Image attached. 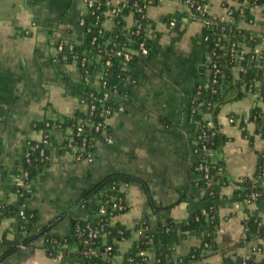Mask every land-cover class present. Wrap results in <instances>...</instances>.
<instances>
[{
  "label": "crops",
  "instance_id": "obj_1",
  "mask_svg": "<svg viewBox=\"0 0 264 264\" xmlns=\"http://www.w3.org/2000/svg\"><path fill=\"white\" fill-rule=\"evenodd\" d=\"M127 0H114L124 6ZM210 13L222 16V0H211ZM86 15L84 0H0V204L16 205L14 176L24 168L30 143L43 137L39 123L53 121L52 145L47 164L31 186L25 211L37 221L31 233H22L19 216L0 219V264H62V255L50 257L45 251L47 236L65 237L74 220L87 218L79 206L82 195L111 174L133 180L122 186L127 210L115 217L133 229L144 216L150 217L149 232L174 221L184 225L192 213L204 210L203 194L196 183L200 178L199 158L194 153L198 122L190 114V103L199 85L208 81L211 35L203 23L192 19L181 0H154L147 9L151 24V53L135 59L121 88L124 112L109 121L112 143L99 138L94 143L93 161H75L69 147L73 128L65 121L78 108L86 87L76 66L54 62L60 41L82 44L80 20ZM128 23L132 17L128 16ZM240 43L246 51L256 47L249 33L264 35V1L254 21L244 24ZM264 60V46L262 47ZM239 76V70L234 71ZM261 94H262V89ZM124 97V98H123ZM255 103L251 97L224 105L218 115L221 132L231 139L218 155L233 181L220 195L219 227L215 250L208 251L204 264H244L253 260L264 264V242L243 239L244 222L250 216L264 226V176L261 195L247 209H234L235 181L253 178L259 155L264 162V141L250 122L244 129L233 116L249 117ZM43 229L47 233L40 236ZM208 227L182 234L174 232L165 242L156 241L146 252L153 264L162 247L169 252L163 264H173L200 247ZM119 244L113 264H123L134 240ZM34 236L28 245L22 244ZM160 237V233H158ZM261 244L262 251L253 254ZM12 248L16 250L9 254Z\"/></svg>",
  "mask_w": 264,
  "mask_h": 264
},
{
  "label": "trees",
  "instance_id": "obj_2",
  "mask_svg": "<svg viewBox=\"0 0 264 264\" xmlns=\"http://www.w3.org/2000/svg\"><path fill=\"white\" fill-rule=\"evenodd\" d=\"M133 1L134 0H128L129 7L132 5ZM181 1L182 3H185L186 0ZM196 1L199 2V0ZM244 16V20L250 19L248 11L244 13ZM234 17L237 22L241 20L238 13L234 14ZM95 19L96 16L85 15V28L92 26ZM124 27L125 22L122 19H116L113 31H107L105 38L114 39L117 35L118 37L115 38V41L120 44L125 43L127 41V37L124 36ZM224 28L225 34L231 38L229 39L230 41L224 40L222 43H212L209 48L210 55L214 53L212 61L220 70L218 82L216 84L209 82L207 87H205V83L199 85L196 89L197 91L199 87H201L198 98V108L204 113H207V111L210 112L211 121L214 124V127L211 129H205V134L213 135V138L203 144H199L198 142V144L194 147V153L195 150H197L196 155L198 158L204 154L202 151L203 145L214 151L212 161L215 163H209L211 169L209 176L211 177L213 184L208 188V180L205 179V173L201 171H199L200 178L196 183L197 188L203 194L204 210L192 213L184 225H180L174 221H168V225L159 226L155 233L149 232L150 217L147 215L144 216L133 229H128L118 222L114 224L113 219L125 213L127 205L126 209L122 213L115 211L113 209V205L115 204L113 198L118 196L125 197V194L122 191V186L129 183L133 179L124 174H111L82 195L79 206L87 213V218L74 220L70 233L63 238L57 236H47L45 251L50 257L56 258L59 253H61L62 264H113L114 258L119 255V244L124 241L132 240L134 235L138 233L140 229H146L143 238L134 240L131 250L124 255L123 264H153V262H150L148 258L147 260H143V258L139 256L140 251L147 252L159 239L165 242L174 232L181 231L184 236L187 232L202 230L205 226L208 227V231L202 245L195 250H192L187 256L177 258L173 261V264H204L203 260L207 258V252L215 250V234L219 227V217L217 211L219 207L220 195L222 190L233 182L226 172L224 162L217 158L223 147L231 141L230 138L226 137L221 132L220 125L218 124V115L224 105L240 100L246 95L248 96V91L253 85H258L259 89H262L264 86V69L261 65L256 63V61L251 63L248 62L250 61V56L247 58L246 64H244L245 72L239 73V76L237 77L235 76L234 71L236 70L238 63L230 52V42L234 40V37L243 34V32L235 31L233 26L228 24H226ZM95 34L96 28L94 27L92 33L87 34L84 37L82 44H75L74 53L81 56L85 51L90 50L92 51V56L95 57L97 56L98 48L107 51L108 47L105 45L104 39H99L97 46H91L90 42ZM222 47L224 48L221 49ZM65 51L69 53L67 49ZM94 65L96 66V63H94ZM94 65H90L91 70L94 69ZM128 74V72H120V59L115 58L110 71L109 82L111 84H118V86H120V91L117 96L112 97L108 104L117 105L121 103V98L123 96L121 88L124 85ZM261 96L262 103L253 107L249 114V119L250 122L255 123L256 133L259 134L261 139L264 141V94H261ZM206 103L211 105L209 110H207L205 105ZM81 116V112L76 113L77 119ZM243 118L244 117L241 116H233V124L239 126V128H246L247 124L243 122ZM45 123L46 122L39 123L38 127L44 128ZM73 123L72 119H67L65 121L66 126H72ZM203 123L205 122L203 121ZM200 132L201 131L198 130L196 141L198 140ZM243 134L253 145V137L249 136L245 130ZM85 135L92 140V144H94L100 137V134L89 130V128L85 130ZM46 162L47 161L43 162L40 160L39 151L35 150L32 152L31 163L24 164V168H26L30 173V179H36L38 174L41 173L47 164ZM263 176L264 162L263 157L259 155L257 170L254 177L252 179L245 177L240 179L238 182H234L237 186V189L233 192L236 202H244L253 192H259L261 195L260 181ZM21 191L24 192L25 189H21ZM211 191L214 193L213 195H210ZM28 196L29 194H25L24 198L27 199ZM19 206L20 202L16 205L9 204L7 202L1 203L0 219H9L16 215L19 211ZM103 208L106 209L105 214L101 213V209ZM30 215H32V217L29 218V224L25 230L21 231L22 233H31L33 226L37 221V217L34 214ZM244 224L248 228L247 241L251 242L261 240L264 242V226L262 225L260 218L250 216L245 220ZM87 227L100 231L99 236L95 238L93 242V248L95 249L96 254L92 257H87L84 254L85 249L89 247L85 245V241L88 239ZM167 229H169V231H167ZM46 233L47 229H43L40 236ZM158 233H160V237L158 236ZM33 237L34 236L27 237L22 244L28 245L32 242ZM205 244H208L209 248L206 247ZM259 246L261 248L263 247L261 244H259ZM108 247H111V250L107 251ZM15 250L16 248H12L9 251V254L13 253ZM168 259L169 252L166 247H162V249L158 252L156 262L158 264H163ZM252 264L262 263L252 262Z\"/></svg>",
  "mask_w": 264,
  "mask_h": 264
},
{
  "label": "built area",
  "instance_id": "obj_3",
  "mask_svg": "<svg viewBox=\"0 0 264 264\" xmlns=\"http://www.w3.org/2000/svg\"><path fill=\"white\" fill-rule=\"evenodd\" d=\"M264 0H222L223 15L218 17L211 15L210 13V2L211 0H186L185 5L188 8L192 19L197 20L207 28L211 33L207 37V41L212 43H222V41H230L231 39L225 34L224 26L226 24L233 26L235 31H241L243 34L234 37V40L230 42V52L234 56L238 66L236 69L239 73L245 72L244 64L247 62V58L250 56V61L258 63L264 69V60L262 56V47L264 46V35L258 33H249L248 40L256 43V47L252 51H246L243 45L240 43V38L245 35L243 31L244 24H251L254 21V15L256 10L262 5ZM86 6V16H96V19L92 26L85 28V16L80 20V26L83 28L84 37L87 34H91L96 28V34L91 39V46H97L99 39L105 40V45L108 47L107 51L98 48L97 56H92V51H85L83 55L74 53L75 44L71 42L60 41L56 47V56L54 62H61L76 66L82 73L83 82L86 87V92L83 98L80 100L78 108L69 116V119L74 122L72 128L74 130L72 138L70 140L69 147L72 148L71 153L75 161H93L92 149L94 144L92 140L85 135V130L94 131L100 134L99 138L104 139L107 143H112V138L109 134L108 121L116 114L124 112V106L121 103L108 104L113 96H117L120 91L118 84H111L109 82L110 71L114 63L115 58L120 59V72L127 73L130 70L132 62L138 58L143 59L151 53V42H152V30L151 24L147 19V9L154 4V0H134L132 5L129 7L127 0L124 6H116L114 0H84ZM201 3V4H200ZM248 11L250 19L244 20V13ZM99 13V14H98ZM238 13L241 20L238 22L235 20L234 14ZM128 16H131L132 23H128ZM116 19H122L125 22L123 28L124 36L127 37L125 43H117L114 39H107L106 32L113 31ZM234 36V35H233ZM232 37V36H231ZM121 45V46H120ZM222 47L221 49H223ZM68 50L67 53L65 50ZM102 55V57H101ZM214 53L210 55V60L206 65V71L208 74V81L205 85L207 87L209 82L216 84L219 79L220 70L217 65L212 61ZM96 63V66L94 65ZM94 65V69H90V65ZM241 65V66H240ZM201 87L195 92L194 98L190 103V114L193 118H200L198 122V130L200 134L196 145L203 144L213 138V135H206L205 129H211L214 127L211 121V113L207 111L204 113L198 108V98L200 95ZM214 92V90H213ZM248 96L251 97L252 101L257 104L262 103L261 91L258 85H253L248 91ZM204 105V104H200ZM207 110L210 109L211 105L206 103ZM116 107V108H115ZM81 112L82 116L77 119L76 113ZM101 119V121H100ZM203 121L205 123H203ZM230 122L233 124V117L230 118ZM243 122L245 124L250 123L249 117H244ZM58 123L53 121H47L45 123V130L43 131V137L37 143H30L25 153V163H31V155L33 151H39V158L41 161H47L48 150L52 145V131L58 127ZM244 130L245 128H240ZM203 155L200 156V163L198 170L205 173V179L208 180V188L211 187L213 182L211 181L210 166L209 163L214 157V151L206 148L205 145L202 147ZM197 150H195L196 154ZM222 171V169H221ZM15 195L20 202L19 216L22 223V230H25L29 224V218L32 217L25 211V204L27 199L24 198L25 194H30L32 183L35 179H30V173L26 168H22L14 176ZM21 189H25L24 192ZM214 193L211 191L210 195ZM260 198L259 192H253L244 202H236L234 209H247L254 205ZM113 209L122 213L126 209V202L124 196L114 197ZM101 213L105 214L106 209H101ZM247 219V218H246ZM88 239L85 241V245L89 246L85 249L84 254L87 257L95 256L96 251L93 248L94 239L99 236L100 231L87 227ZM146 229H140L139 232L145 233ZM169 231V229H167ZM248 228L244 225L243 239L247 240ZM47 242V238H46ZM209 248L208 244H205ZM111 250V247L107 248V251ZM262 248L256 245L253 248V254H259ZM61 255V253H59ZM58 255V256H59ZM139 256L143 260H147V254L145 251H140Z\"/></svg>",
  "mask_w": 264,
  "mask_h": 264
},
{
  "label": "water",
  "instance_id": "obj_4",
  "mask_svg": "<svg viewBox=\"0 0 264 264\" xmlns=\"http://www.w3.org/2000/svg\"><path fill=\"white\" fill-rule=\"evenodd\" d=\"M262 94H264V86L262 87ZM253 260H247L244 264H252Z\"/></svg>",
  "mask_w": 264,
  "mask_h": 264
}]
</instances>
